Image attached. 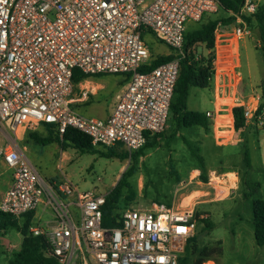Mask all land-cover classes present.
Wrapping results in <instances>:
<instances>
[{"label":"built area","instance_id":"obj_1","mask_svg":"<svg viewBox=\"0 0 264 264\" xmlns=\"http://www.w3.org/2000/svg\"><path fill=\"white\" fill-rule=\"evenodd\" d=\"M260 6L258 0H247L239 13L229 12L234 23L221 24L215 32L210 51L214 111L205 116L218 147L240 141L239 131L264 128L263 96L244 94L239 71L240 45L250 35L247 18ZM220 9L219 0H0V161L12 171L0 211L18 220L41 205L48 207L53 218L32 224L30 232L44 237L48 255L59 264H70L76 254L80 264H180L197 234V202L127 208L105 226L107 194L80 192L69 180L58 186L46 182L20 146V134L29 137L50 127L62 138L74 129L95 148L130 156L139 152L148 137L167 128L187 55V22H199ZM146 31L156 34L171 54L169 61L140 72L156 59L143 39ZM76 70L91 77H128L108 118L76 110ZM236 109H242V129L236 127ZM192 174L200 180V170ZM238 174L233 169L211 172L203 185L231 175L236 183Z\"/></svg>","mask_w":264,"mask_h":264},{"label":"rangeland","instance_id":"obj_2","mask_svg":"<svg viewBox=\"0 0 264 264\" xmlns=\"http://www.w3.org/2000/svg\"><path fill=\"white\" fill-rule=\"evenodd\" d=\"M263 5L264 1L261 2ZM229 17L230 13L221 8L217 13L205 14L199 22H187L186 31L191 32L210 21H222ZM143 39L154 58H161L171 51L150 31L143 33ZM194 52L199 58L209 55L205 45H197ZM240 55L241 89L246 95L259 92L263 96L264 53L259 26L255 20L251 23L250 35L241 42ZM127 85L128 77L125 75L90 77L75 84L74 107L86 116L105 118L111 114L117 95ZM186 104L188 110L193 112H213V88L191 87ZM243 131L238 132L240 141L218 147L211 130L207 131L200 126L179 127L170 111L167 128L157 140L156 146L143 148L138 157L128 154L126 160L105 157L103 153L106 150L102 148L81 152L73 146L63 147L57 142L43 146L32 141L24 131L20 134L19 144L26 147V155L32 165L52 185L58 186L69 180L80 192L107 194L108 201L120 190L119 200L114 204L112 216L108 220L120 218L127 208L150 207L152 204L177 208L183 199H186L183 205L192 199L193 203L197 202L195 209L199 215L196 245L199 248L221 250V254L215 253L210 260L216 264H264V247L256 243L253 223L252 202L257 197L247 196V183L252 180L260 183V198L264 199V128L252 126L245 136ZM246 148L252 158L250 171L244 161ZM63 152H66L65 159ZM116 152L124 151L116 149ZM60 164L62 170L58 167ZM131 169L134 170L133 175L127 176ZM226 169L239 173L236 183L233 175L228 180L213 177L212 185L205 188L203 184L209 181L211 172L220 175ZM196 170L201 171L200 180H194L192 173ZM124 174H127L126 177ZM11 175L12 171L0 161V199L12 179ZM198 195L201 197L194 199ZM39 211L40 215L34 216L29 226L27 218L23 217L17 220L18 228L0 232V264H10L15 254L22 251L24 240L35 238L30 232L32 224L41 221L44 225L45 221L53 218L52 211ZM77 215L79 210L76 211ZM207 223L211 229L206 227ZM23 229L27 230L26 235L22 234ZM70 264H80L79 254L74 256Z\"/></svg>","mask_w":264,"mask_h":264},{"label":"trees","instance_id":"obj_3","mask_svg":"<svg viewBox=\"0 0 264 264\" xmlns=\"http://www.w3.org/2000/svg\"><path fill=\"white\" fill-rule=\"evenodd\" d=\"M221 3V8L232 13H239L241 8L244 6L247 0H219ZM255 20L258 23L259 31H260V41L261 48L264 53V5L260 6L258 12L253 15V17H248L247 21L249 26L251 27L252 21ZM235 18L229 17L227 19H223L222 21H210L206 25L201 28L187 32L185 34L186 44L185 51L187 53L186 58L181 63V74L175 89L174 100L171 105V111L173 113L174 118L176 119L178 126L180 127H195L200 126L205 128L207 131H210V123L205 116V114H201L198 112H193L188 110L187 108V98L189 94V90L191 87H198L202 89L212 88V56L210 51L214 48L215 41V32L219 25H230L234 23ZM197 45H205L209 55L206 57H197L194 48ZM170 60V57H161L156 58L150 67H146L140 72H147L161 63L167 62ZM100 76V75H96ZM93 76V77H96ZM91 76L85 75L78 70L74 73V83L78 84L79 82L90 78ZM264 96V94H263ZM264 108V101L261 106ZM236 116V127L238 129H242L245 127V120L242 117V109L235 110ZM44 133H32L30 134V139L38 144L43 146H47L51 143L57 142L62 144L63 147L73 146L81 152H88L95 150L96 148L92 146L90 138L86 135L76 131L74 129H68L67 132L63 135L62 138L55 133L50 127H45ZM248 131H244V135H246ZM164 133V132H163ZM163 133L158 134L154 137H148V142L145 145V148H153L157 144V140L163 136ZM144 149H141L139 152L135 153L137 157L142 153ZM105 157H120L122 160H126L128 158V153L126 152H116V149H109L103 153ZM244 161L247 169L250 171L252 169V160L251 154L248 148L245 149L244 152ZM134 170L131 169L129 173L124 174V176H132ZM125 177H123V181L125 182ZM205 179V178H204ZM207 180V179H205ZM248 188L249 193L247 196L249 198L257 197L252 202V210H253V223L255 227V240L259 247H264V199L260 198V190L261 185L258 182H254L252 180H248ZM121 188V187H120ZM120 197V190H117V193L114 194L111 199L107 202L104 216H105V226H109L112 222L108 220L111 215V211L114 208V204H116ZM170 207V206H168ZM34 213H29L24 217L27 218V225H30L32 221ZM199 219V215H197ZM205 223L206 220H203ZM201 223V222H200ZM19 224L17 219L12 217L9 214H6L0 211V232H5L9 228H18ZM206 227L211 229V225L207 223ZM27 230L23 229L22 234L26 235ZM197 235L190 241L189 245L186 248L185 255L180 259V264H204L209 261L210 258L215 254H221V250L218 249H209L207 247L199 248L196 245ZM220 245H222L220 243ZM10 264H59L58 261L50 257L48 255V243L44 239V237H36L34 239H25L23 242L22 251L20 253L15 254V258L11 261Z\"/></svg>","mask_w":264,"mask_h":264},{"label":"crops","instance_id":"obj_4","mask_svg":"<svg viewBox=\"0 0 264 264\" xmlns=\"http://www.w3.org/2000/svg\"><path fill=\"white\" fill-rule=\"evenodd\" d=\"M255 1H257V0H255ZM258 1H260V4H261V2L262 1H264V0H258ZM171 54V51L167 54V55H165V56H168V55H170ZM163 57V56H162ZM80 113V112H79ZM82 114V113H81ZM84 115V114H83ZM86 116V115H85ZM88 117H94V116H88ZM109 117V115L108 116H106L105 118H103V119H106V118H108ZM98 118V117H97ZM25 149H26V147H24ZM27 150V149H26ZM120 151V150H119ZM251 154V153H250ZM62 156H63V158L65 159V156H66V152H63L62 153ZM251 160H252V158H251ZM62 161H63V159H62ZM62 166V164H60V165H58V167H61ZM63 169V168H62ZM11 177H12V175H11ZM11 182H12V179H11V181L8 183V186L6 187V189L11 185ZM4 193V192H3ZM3 195V194H2ZM1 198H2V196H1ZM0 201H1V199H0ZM38 210H40L41 212H43V213H46L48 210H50L48 207H45V205H41V207L38 209ZM39 211V212H40ZM51 211V210H50ZM71 211L75 214L76 213V207L75 206H72L71 207ZM36 215H40V214H38V211H36L35 212V215L34 216H36ZM40 217V216H39ZM38 217V218H39ZM41 222V221H40Z\"/></svg>","mask_w":264,"mask_h":264}]
</instances>
